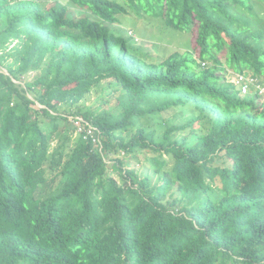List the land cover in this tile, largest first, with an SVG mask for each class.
I'll return each mask as SVG.
<instances>
[{
	"label": "trees",
	"instance_id": "1",
	"mask_svg": "<svg viewBox=\"0 0 264 264\" xmlns=\"http://www.w3.org/2000/svg\"><path fill=\"white\" fill-rule=\"evenodd\" d=\"M229 70L264 86V0H0V264H264V103Z\"/></svg>",
	"mask_w": 264,
	"mask_h": 264
},
{
	"label": "rangeland",
	"instance_id": "2",
	"mask_svg": "<svg viewBox=\"0 0 264 264\" xmlns=\"http://www.w3.org/2000/svg\"><path fill=\"white\" fill-rule=\"evenodd\" d=\"M42 5L45 8H49L52 5L56 6H61L64 5L68 2V0H41ZM132 23L140 26V25H145V29L139 33V36H136L137 39L141 38L142 40H139V42L143 43L146 48H148L150 51H153L158 57H164L165 55L167 56L168 54H172L174 52H183V51H189V50H194V55L197 57L198 52L195 48L194 42H193V36L188 33L180 32L171 28L167 27H162L158 31L154 28L153 26L156 25V21L148 20L146 23L144 21L141 22V20H136V19H131L128 18L125 21V24L127 26H130ZM138 30V27H137ZM134 33L135 30L133 31ZM142 32H147L150 34L151 37H146V39L142 38ZM163 55V56H162ZM3 73H5L4 69H1ZM218 75H222L225 77V79L228 82H233L236 81L235 78V73L231 72V70L227 71V73L220 72ZM26 82L29 83L33 80L35 77V74L29 73L27 76ZM106 82H102V85L99 88H95V90L91 91L90 95L86 98L84 102V107L91 110V112L96 113L99 111H102L106 108V105L108 107L113 106V101L111 100L112 97L110 95L103 94L102 88L105 86ZM241 97V96H240ZM104 99V100H103ZM103 101H110L109 103H106L105 105L103 104ZM257 102V100H256ZM258 102H261V100H258ZM174 115L175 113H167V117L170 118V122L174 120ZM72 120V119H71ZM180 123L181 119L179 117L176 118V123ZM78 126V124L76 123ZM80 127H78L76 133L80 132ZM76 133L72 136L71 141L67 143V147L71 148L76 139ZM65 138V136H62L60 133H56L53 135V139L51 141V146L52 148L56 147L58 144L62 143V140ZM101 140V139H100ZM96 142L98 141L97 139L95 140ZM99 142H97V145ZM122 155V154H121ZM155 154L149 151L148 149L142 150L139 154H137V158L132 157L130 158V164L129 167L131 169H134L138 172L143 171L145 168H148L151 161L150 159L154 156ZM132 154H128L127 157H131ZM172 162L168 164V166H171ZM48 176V174H47ZM113 178L118 181L116 174H113ZM49 187H45L43 192L41 193L40 199L45 200L47 197V194L49 193ZM54 195V194H53Z\"/></svg>",
	"mask_w": 264,
	"mask_h": 264
},
{
	"label": "clouds",
	"instance_id": "3",
	"mask_svg": "<svg viewBox=\"0 0 264 264\" xmlns=\"http://www.w3.org/2000/svg\"><path fill=\"white\" fill-rule=\"evenodd\" d=\"M203 65V63H202ZM236 81H234L235 85L236 83H240L236 86L237 90H238V95L239 97H244L246 95H250L251 93V89H257L258 90V100H261L260 103H264V86L259 84L260 80L255 77V76H251L248 74H243V75H235ZM243 87L246 88L245 91H243ZM257 100V101H258Z\"/></svg>",
	"mask_w": 264,
	"mask_h": 264
},
{
	"label": "built area",
	"instance_id": "4",
	"mask_svg": "<svg viewBox=\"0 0 264 264\" xmlns=\"http://www.w3.org/2000/svg\"><path fill=\"white\" fill-rule=\"evenodd\" d=\"M242 89H243V91H245V90H246V88H245V87H243ZM78 127H80V126H79V124H78ZM79 130H80V131H82V127H80V129H79ZM83 131H84V130H83ZM87 133L92 135V133H93V129H92V128H91V129H88V130H87Z\"/></svg>",
	"mask_w": 264,
	"mask_h": 264
}]
</instances>
